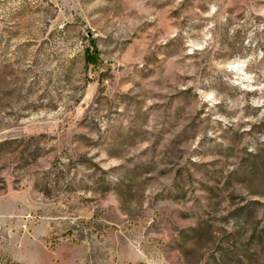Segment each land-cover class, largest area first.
Listing matches in <instances>:
<instances>
[{"label": "rangeland", "instance_id": "rangeland-1", "mask_svg": "<svg viewBox=\"0 0 264 264\" xmlns=\"http://www.w3.org/2000/svg\"><path fill=\"white\" fill-rule=\"evenodd\" d=\"M0 264H264V0H0Z\"/></svg>", "mask_w": 264, "mask_h": 264}, {"label": "trees", "instance_id": "trees-1", "mask_svg": "<svg viewBox=\"0 0 264 264\" xmlns=\"http://www.w3.org/2000/svg\"><path fill=\"white\" fill-rule=\"evenodd\" d=\"M87 59V62H94V60L92 58H89V56L86 58Z\"/></svg>", "mask_w": 264, "mask_h": 264}]
</instances>
